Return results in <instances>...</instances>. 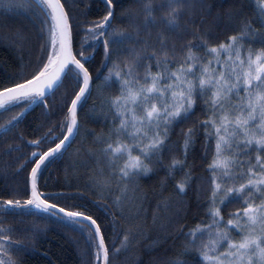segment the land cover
<instances>
[{"label":"snow or ice","instance_id":"snow-or-ice-1","mask_svg":"<svg viewBox=\"0 0 264 264\" xmlns=\"http://www.w3.org/2000/svg\"><path fill=\"white\" fill-rule=\"evenodd\" d=\"M137 2L138 9L121 12V18L127 19V26L121 27L113 24L120 0H104L106 14L83 29L77 48L79 31L66 0H0L5 12L22 11L39 19L43 39L35 61L0 82V110L21 109L0 129L7 134L17 128L33 105L42 106L47 117L49 94L64 89L62 118L37 139L25 141L21 132V143L8 145L9 154L21 151L22 144L40 150L32 151L17 169L30 168L23 192L16 186L8 193L10 198L0 196V264H23V255L44 230L35 223L21 229L5 224L10 215L20 217L21 224L23 217L42 216L74 225L87 234L89 244L94 243L96 264H111L102 226L76 202L78 194L41 191L43 170L81 136L79 111L94 85L100 100L98 115L111 126L98 133L83 130L95 146L84 151L99 166L90 182L121 215L127 210L140 218L146 196L139 181L159 167L167 169L162 184L175 179L177 171L182 173L174 188L176 196L186 195L193 179L187 163L190 148L200 134L205 156L211 148L205 169L210 193L206 219L187 231L181 225L176 230L183 236L178 252L156 264H264V0H256L251 17L242 4L230 9L227 15L238 28L215 44L210 42L211 32L194 27L191 19L196 12L202 17L212 15L209 0ZM16 37L21 39L23 34L17 31ZM86 44L92 51H85ZM97 44L103 49L101 68H107L99 84V76L94 79L91 71ZM114 87L117 94H106ZM197 106L206 118L181 128L182 144L174 143L177 126L190 121ZM96 107L94 103L93 111ZM43 127L38 125L36 131ZM233 201L241 206L227 213L230 218L225 220L224 209ZM176 204L178 215L184 201ZM172 207L171 197L161 199L153 224L160 211L167 213ZM17 231L24 237L14 238ZM143 232L140 224L128 229L112 254L127 251Z\"/></svg>","mask_w":264,"mask_h":264},{"label":"trees","instance_id":"trees-1","mask_svg":"<svg viewBox=\"0 0 264 264\" xmlns=\"http://www.w3.org/2000/svg\"><path fill=\"white\" fill-rule=\"evenodd\" d=\"M209 2L213 5L211 16L202 17L199 12H196L191 19L194 21V27L211 32L210 42L215 44L234 34V30L238 28L237 21L230 19L227 15L228 11L240 8L242 4L243 11L251 17L256 0H209ZM138 7L137 0H120L116 8L117 18L113 24L126 27L127 19L121 18V12L128 9L136 10ZM66 9L69 11L75 28L79 31L75 45L78 48L80 38L84 36L83 29L92 21L101 19L106 14V6L103 0H66ZM188 18V15L185 14L184 19ZM202 19L206 21L203 24L201 23ZM254 27L259 28V23H254ZM40 30V20L31 14H25L22 11L5 12L0 9V82H6L10 77L15 76L24 66L34 62L39 56L40 45L43 43ZM17 31L23 34V38L17 39ZM152 31L153 36H155L156 29ZM254 46L260 47L259 44ZM96 47L97 51L93 54L91 71L94 79L99 76V79L96 80V84H99L103 75L107 73V68H101L103 61L102 46L97 44ZM85 51H92L88 44L85 45ZM97 69L100 71L97 72ZM63 92L64 89H60L49 94L47 100L49 114L47 117L43 115L45 109L37 105L23 117L18 127L11 132L4 134L3 130L0 129V196L10 198L8 193L16 186L20 192H23L30 168L19 171L17 169L32 151L40 150L31 145L22 144L21 151H13L9 154L8 145L21 143L18 133L24 134L25 141L37 139L48 130V127L56 124L62 118ZM106 94L115 95L117 90L114 87ZM94 103L97 106L95 111H93ZM99 105L100 100L97 99L94 85L92 96L79 111L82 126L81 136L72 142L62 157L55 159L43 170L41 191L78 194L76 202L82 203L88 209L89 214L98 218V223L102 226L105 243L110 251L111 264H156L166 257H173L183 241V236L178 235L176 230L184 225V231H187L188 228L206 219L207 197L210 193L209 173L205 169L211 160V148L209 154L205 156L202 134L198 136L195 144L190 148L187 163L193 179L186 195L183 197L176 196V189L174 188L176 181L182 178V173L177 171L175 179L169 178L166 183L162 184L161 181L167 176V169L159 167L157 171L139 181L141 193L146 196L143 200L140 218H135L134 213L130 214L127 210L121 215L111 206L112 200H102L99 191L94 189L90 182V177L99 166L92 159H89L84 151L86 148L95 146L92 144V136H84L83 130L89 129L98 133L101 130L106 131L111 126L110 123L105 122L102 116L98 115ZM20 110V108H14L9 112L0 110V125H5ZM205 118L202 107L197 106L192 119L177 126L172 141L178 145L182 144V138L179 135L180 129H186L192 126L194 122ZM40 124H43L44 127L36 131ZM55 131L58 133L59 128H56ZM78 148L81 149L79 154H77ZM175 155L180 157L181 153L177 151ZM115 194L114 192L113 195ZM168 197H171L173 207L167 213L160 211L159 219L153 224V215L157 213V203ZM181 199L184 201V207L176 215V201ZM105 203L109 205L107 209L104 207ZM240 206L239 201L229 203L224 209L225 220L230 218L227 213L235 212ZM20 219V217L10 215L6 217L4 222L5 224H12L17 229L30 228L33 223L44 229L38 234L34 246L23 255V264H96L94 243L89 244L87 234L81 233L74 225L65 226V224L59 223L55 217L45 219L42 216H26L23 217V224L19 223ZM136 224L142 226L143 235L134 240L127 251L121 250L119 254H112L114 248L121 246L127 230L130 228L135 230ZM161 225H164V228H161ZM167 233L171 235H166ZM24 235L25 233L17 231L14 238H23ZM153 241H157L156 245H153ZM191 258L187 257V259Z\"/></svg>","mask_w":264,"mask_h":264},{"label":"water","instance_id":"water-1","mask_svg":"<svg viewBox=\"0 0 264 264\" xmlns=\"http://www.w3.org/2000/svg\"><path fill=\"white\" fill-rule=\"evenodd\" d=\"M103 1H104V0H103ZM36 106H37V105H33V106H32V107H31V108L25 113V115H26L28 112H30L33 108H35ZM25 115H24V116H25ZM72 142H73V141H72ZM72 142H71V144H72ZM68 148H69V147H68ZM68 148H67V149H68Z\"/></svg>","mask_w":264,"mask_h":264}]
</instances>
